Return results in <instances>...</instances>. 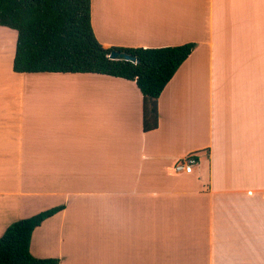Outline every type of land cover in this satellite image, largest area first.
<instances>
[{
  "label": "crops",
  "instance_id": "obj_1",
  "mask_svg": "<svg viewBox=\"0 0 264 264\" xmlns=\"http://www.w3.org/2000/svg\"><path fill=\"white\" fill-rule=\"evenodd\" d=\"M90 21L104 47L196 46L150 131L133 80L0 47V236L58 207L29 246L56 264H264V0H90Z\"/></svg>",
  "mask_w": 264,
  "mask_h": 264
},
{
  "label": "trees",
  "instance_id": "obj_2",
  "mask_svg": "<svg viewBox=\"0 0 264 264\" xmlns=\"http://www.w3.org/2000/svg\"><path fill=\"white\" fill-rule=\"evenodd\" d=\"M0 25L17 32L15 72H91L133 80L142 94V129L158 126L157 99L196 46L186 42L162 47H104L90 21V0H0ZM111 50L136 61L111 59ZM58 207L12 222L0 236V264H56L30 252L33 229Z\"/></svg>",
  "mask_w": 264,
  "mask_h": 264
},
{
  "label": "rangeland",
  "instance_id": "obj_3",
  "mask_svg": "<svg viewBox=\"0 0 264 264\" xmlns=\"http://www.w3.org/2000/svg\"><path fill=\"white\" fill-rule=\"evenodd\" d=\"M17 32L14 29L3 27L0 28V47L1 51L15 52V42H16Z\"/></svg>",
  "mask_w": 264,
  "mask_h": 264
},
{
  "label": "built area",
  "instance_id": "obj_4",
  "mask_svg": "<svg viewBox=\"0 0 264 264\" xmlns=\"http://www.w3.org/2000/svg\"><path fill=\"white\" fill-rule=\"evenodd\" d=\"M196 163V154L188 153L175 161L173 164V170L176 173H190Z\"/></svg>",
  "mask_w": 264,
  "mask_h": 264
},
{
  "label": "water",
  "instance_id": "obj_5",
  "mask_svg": "<svg viewBox=\"0 0 264 264\" xmlns=\"http://www.w3.org/2000/svg\"><path fill=\"white\" fill-rule=\"evenodd\" d=\"M108 56L111 59H126L130 61H136V58L133 55L119 50H111Z\"/></svg>",
  "mask_w": 264,
  "mask_h": 264
}]
</instances>
